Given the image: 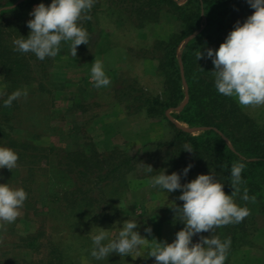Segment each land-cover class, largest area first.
<instances>
[{"label":"trees","instance_id":"obj_1","mask_svg":"<svg viewBox=\"0 0 264 264\" xmlns=\"http://www.w3.org/2000/svg\"><path fill=\"white\" fill-rule=\"evenodd\" d=\"M17 1L0 0L3 86L0 146L14 150L19 157L17 167L26 169L20 179L27 193L24 214L26 219L40 223V227L20 235L10 249L0 254V264H80L81 256L90 264H124L125 256L115 253L104 260H95L91 256V236L114 222L118 213L116 202L128 188V176L136 171V159L140 155L143 166L151 160L160 162L154 172L163 166L182 172L190 163L194 166L189 173L209 174L212 171L217 180L224 183L228 195L234 190L231 165L243 162L241 191L234 199L238 205L246 206L250 214L238 224L215 229L213 234L221 240L231 239L228 255L249 242L257 230V215L264 217V123L245 113L234 97L219 94L214 86L212 61L196 59L199 50L217 49L236 22L243 23L246 14L254 12L246 0H186L181 5L176 0H116L115 6L111 4L113 16L131 19L137 28L146 22L158 23L161 17L173 26V31L167 37L155 39L150 49L152 58L157 61L156 73L162 79L161 93L147 94L134 83L132 90L124 94L133 96L137 107H146L149 115L166 118L165 110L177 107L183 100L182 82L185 81L187 102L175 117L190 127L205 128L193 135L171 123L173 134L169 139L149 142L134 154L118 147L101 152L92 144L85 149L70 150L45 145L41 141L43 134L36 128L21 127L25 112L19 99L10 106L4 105L11 93L23 87L31 86L28 93L32 96L45 91L40 78H43L48 58L40 61L33 53L17 52L13 46L15 39L28 36V10L39 0H22L11 6ZM95 12L96 5L88 13L91 19L82 23L89 36L94 29ZM202 25L203 28L184 45L179 61L176 53L179 44ZM34 67L41 76L34 74ZM34 82L37 84L32 87ZM27 114L30 116L34 112ZM185 144L194 151L182 150ZM45 172H49L45 201L50 206V217L66 230L67 240L60 237L59 232L56 238L46 236L42 227L44 220L35 218L38 214L34 208L39 202L35 184ZM245 188L249 195L247 201L240 198ZM202 235L210 237L211 233Z\"/></svg>","mask_w":264,"mask_h":264},{"label":"rangeland","instance_id":"obj_2","mask_svg":"<svg viewBox=\"0 0 264 264\" xmlns=\"http://www.w3.org/2000/svg\"><path fill=\"white\" fill-rule=\"evenodd\" d=\"M20 1L22 0L11 6ZM114 1L116 0H95L94 29L90 32V42L87 46L83 44L78 46L76 57L71 55L70 42H62L61 52L55 57L48 58L43 78L39 77L45 91L32 96L28 93L31 86L22 88L27 92V96L19 98L22 111L25 112L21 127L36 128L43 134L41 141L45 145L70 150L85 149L92 144L101 152L118 147L134 154L149 142L169 139L173 134L172 124L193 135H198L205 129L190 127L175 117L187 102L185 81L182 82L185 92L183 100L177 107L168 108L164 112L168 120L161 115H149L146 107H137L133 96L124 94V91L132 90L134 83L147 94L161 93L162 79L156 73L157 61L152 58L150 49L153 41L167 37L173 31V26L161 17L158 23L146 22L143 27L137 28L131 19L116 18L110 13L111 4L115 6ZM176 1L181 5L186 0ZM40 3L47 6L51 0H39L34 3L28 10L29 19L32 18L29 13ZM252 13L246 14V18ZM203 26L179 44L176 51L179 61L184 45ZM83 27L86 26L83 24ZM95 59L103 61L106 75L111 81L107 87L97 89L91 82L90 70ZM34 71L37 77L41 76L35 67ZM36 84L34 82L32 87ZM2 91L0 75V94ZM240 106L245 113L264 123V106ZM32 111L34 114L29 116L27 113ZM138 157L141 158L142 155ZM139 158L136 159V171L128 176V188L116 202L118 213L114 222L103 228L108 231L109 237L115 239L123 223L133 219L138 225L135 230L148 239L139 252H133L132 257L125 256L124 264H154L155 258L149 257V251L156 240L171 243L176 232L184 227L174 210H169L174 203L176 205L182 203L178 200L181 192L167 194L151 187L152 176L164 170L166 174L177 171L169 166H163L154 172L160 167L159 161L151 160L143 166L142 158ZM146 166H151L153 173H147ZM25 172L26 169L22 167H16L11 171L7 168L0 169V183H9L12 187L21 188L20 179ZM48 173L40 174L35 184L36 193H39V202L34 208L38 214L35 218L44 220L42 227L46 236L56 238L59 232L58 235L64 236L67 240L66 230L50 217V206L45 201L48 195L46 192ZM199 174L207 173L191 171L187 177H181V183L189 182ZM39 224L25 218L23 207L15 222L0 223V254L10 249L11 244L17 241L20 235L39 228ZM149 226L152 229L151 235L144 230ZM256 226L257 230L250 241L229 254L225 264H264V217L259 214ZM89 234L92 235L93 232ZM193 242H199V236L193 237ZM80 260V264H90L82 256Z\"/></svg>","mask_w":264,"mask_h":264},{"label":"clouds","instance_id":"obj_3","mask_svg":"<svg viewBox=\"0 0 264 264\" xmlns=\"http://www.w3.org/2000/svg\"><path fill=\"white\" fill-rule=\"evenodd\" d=\"M254 9L246 20L237 21L223 43L217 49L199 50L196 59H210L214 66V86L217 92L226 97H234L242 106H264V0H246ZM95 0H51L47 6L40 3L35 6L27 21L30 29L28 36H21L13 41L14 50L20 53H33L40 61L57 56L63 43L70 42L71 55L77 56L80 45H88L90 36L83 27L82 21L90 20ZM90 79L97 89L107 87L111 81L106 75L102 60L95 59ZM27 92L16 90L4 101L10 106L13 101L26 97ZM182 150L193 152L189 144ZM18 154L11 148L0 146V169L12 170L17 167ZM193 164H188L182 172H160L151 178V187L163 192L180 191L178 200L182 205L170 207L184 227L176 232L174 240L157 242L149 251L154 257V264H225L231 247V239L221 240L214 235L217 228L242 222L249 214L246 206L235 202L241 189L243 162L231 165V195L224 191V183L209 174H199L189 182L181 183V177H187ZM146 172L152 173L153 168L146 166ZM249 200L248 190H243L240 197ZM27 199L26 191L15 188L9 183H0V223L11 224L16 221ZM137 222L126 220L118 232V237L111 239L107 230L100 228L91 236V256L104 260L112 254L131 256L139 252L148 239L135 229ZM145 232L151 235V227ZM210 232L211 236L202 233ZM199 236V242L193 237Z\"/></svg>","mask_w":264,"mask_h":264}]
</instances>
